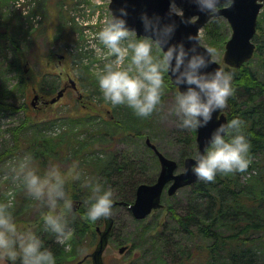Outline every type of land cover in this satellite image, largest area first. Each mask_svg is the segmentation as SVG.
Here are the masks:
<instances>
[{
	"label": "trees",
	"instance_id": "1",
	"mask_svg": "<svg viewBox=\"0 0 264 264\" xmlns=\"http://www.w3.org/2000/svg\"><path fill=\"white\" fill-rule=\"evenodd\" d=\"M34 2H22L28 9L23 14L8 0H0V116L12 118L18 111L23 115L17 123L12 122L13 125L8 124L0 130V199L4 198L9 188L14 189L17 198L25 196L24 207L15 203V213L20 220L33 222L46 246L55 252L57 264H91L89 258L80 260L97 242L96 227L100 226L103 217L96 221L86 218L85 200L89 189L81 186L83 181H76L71 186L74 207L68 213V219L73 236L70 241L72 248L67 250L55 240L54 233L44 231L45 206L35 217L27 219L36 201L25 194L22 186H12L9 180H5L7 168L10 162L25 152L33 154L41 169L50 160L67 167L73 159H78L85 176L95 177L112 188L114 200L131 202L137 185L152 182L157 172H153V164L146 162L142 152L132 151L120 144L140 139L144 149L152 153L148 155L156 160L153 150L145 142L149 138L161 149L153 141V129H149L151 132L148 130L155 120V111L148 117H140L126 104L112 105L105 101L100 88L91 81H88L91 87L87 88L89 98L105 102L103 110L93 100H86L84 106L78 103L75 113L67 110L61 114L54 110L42 114L27 104L31 85L46 98L52 96L61 83L57 74H52L51 78L40 77L25 64L27 53L22 46L23 41L37 37L35 17L38 13L45 15L43 10L47 7L42 0ZM260 19L258 17L253 37L256 41L255 55L237 68L225 66L233 74L235 91L223 110L227 120L239 116L245 121L244 131L251 142L248 153L251 163L243 173H218L214 181L199 179L189 185L192 196H188L185 205H167L166 215L169 213L172 216L176 226L167 231L163 216L156 224L155 233L161 248L164 246L173 253V259L166 264H198L195 261L199 258H203L199 264H257V260L264 261V221L260 219V211L264 210V76L254 69V58H259L257 63L264 64V28ZM56 28V34L67 33L66 25L59 23ZM203 30L206 42L213 48L223 47L229 36L227 22L218 16L211 18ZM261 36L263 38L259 39ZM55 57L53 49L48 46L36 59L48 66ZM87 66L80 65L77 72L81 77L91 79L92 71ZM9 73H13L15 78L13 84H9L12 80ZM166 89L174 94L177 90L167 74L164 91ZM21 96L23 101L19 103L9 100ZM103 111L106 113L100 116ZM56 120L64 128L54 135L46 127L56 123ZM195 134L196 129H184L179 124L175 129L172 138L179 147L178 160L175 159L178 167L185 157L193 155L196 150ZM159 211L163 212V208ZM184 233L192 236L191 239L197 236L198 240L201 239L200 243L195 242L194 247L185 251L180 239ZM132 247L129 245L128 249ZM15 264H21V261L18 259Z\"/></svg>",
	"mask_w": 264,
	"mask_h": 264
},
{
	"label": "clouds",
	"instance_id": "2",
	"mask_svg": "<svg viewBox=\"0 0 264 264\" xmlns=\"http://www.w3.org/2000/svg\"><path fill=\"white\" fill-rule=\"evenodd\" d=\"M194 2L200 11L215 16L219 5L226 0ZM172 14L179 15L185 23H194L192 17L184 16L177 0H170L169 15ZM127 15L125 6L120 7L119 14L111 11L88 41L100 61L95 75L105 101L112 105L126 104L136 115L148 117L162 104L165 74H170L178 86L173 111L179 117V126L189 130L206 126L217 110L227 106L235 91L230 71L219 66L208 67L216 49H201L196 33L187 37L196 41L190 46L183 40L169 43L176 22L162 23L158 14L149 15L147 11L141 13V19L146 32L154 35L138 36L128 26ZM244 128L245 121L235 116L211 132L204 150L193 152L192 171L197 178L214 181L218 173H243L248 169L251 142ZM5 180L22 186L28 197L47 208L43 213L44 231L54 233L55 240L67 250L72 248L73 229L68 213L74 207L71 191L74 182L82 180L81 186L89 189L85 200L88 220L107 218L113 212L112 188L95 177L85 176L78 159H73L67 167L50 160L41 169L33 154L25 152L10 162ZM15 202L13 188L0 199V264L8 261L15 264L18 259L21 264H57L55 252L46 246L33 222L17 217Z\"/></svg>",
	"mask_w": 264,
	"mask_h": 264
},
{
	"label": "rangeland",
	"instance_id": "3",
	"mask_svg": "<svg viewBox=\"0 0 264 264\" xmlns=\"http://www.w3.org/2000/svg\"><path fill=\"white\" fill-rule=\"evenodd\" d=\"M34 2V0H31ZM45 2L44 6L46 5V9L43 11L44 14H37L35 17V25L38 30V35L34 40H25L23 41V48L27 53V59L25 60V64L27 66H31L35 71V75H40L42 77L51 78L52 74H61L60 86L64 82H68V80L74 79L76 80V84L78 89L84 95L83 101L87 103L86 100H93L96 101V106L103 110L105 108V102L100 100H95V98H89L88 89L91 87L88 81L95 83L98 88L99 82L95 76V71L98 63L100 61L95 56L94 50L88 46V41L93 38V34L100 30L102 27V23L106 15H108L111 11L109 9L108 3L109 0H42ZM11 6L19 8L23 14L27 12V7L22 5L24 0H8ZM35 3V2H34ZM41 5V4H40ZM42 6V5H41ZM43 6V8H44ZM41 9V8H40ZM63 15V16H62ZM67 20H66V18ZM259 18H261L262 26L264 28V5L261 8L259 13ZM41 20V22H40ZM65 21L66 24L63 22ZM47 23V25H46ZM61 23L66 25L67 33L64 34H56L55 31L56 26ZM230 34V28L229 33ZM259 34V33H258ZM201 41L207 48H213L210 44H208L204 37V30H200ZM263 37H259L262 39ZM255 43V50L253 56L256 52V41ZM50 46L53 49L54 53L57 56L60 54L64 55L61 61H58V58L55 57L52 63L48 66L37 60V56L41 51H45V49ZM216 52L213 53V58L220 62L223 66L226 65L223 59L224 54V46L221 48L214 47ZM80 52V54H79ZM259 58H254V69L259 71L260 76H264V64L261 62L257 63ZM91 61V62H90ZM82 64H88V68L92 71L90 74L92 77L91 79L84 78L79 74L78 67ZM46 66V67H45ZM77 68V69H76ZM85 68V65H83ZM83 72V71H81ZM13 73H9V76L12 80L9 84H13L15 82V78L12 76ZM84 82V85L82 84ZM30 94L27 98V104H31V100H33V95L35 93L39 94L35 89L34 85H31ZM101 90V89H100ZM164 98L162 99V104L159 106L158 110L155 111L154 122L152 125L148 127V130L153 129L152 133L155 142L161 149H158L161 153L165 156L177 159L178 160V153L179 147L175 144L172 136L174 134L175 129L178 127L179 124V117L173 111L174 104H175V94L172 90H165L164 91ZM54 95L50 96L49 98L53 97ZM97 95H95L96 97ZM91 97V96H90ZM97 98V97H96ZM11 101L19 103L23 101V97L9 99ZM78 99L75 94L69 90L65 93V96L58 100L57 103L53 104L52 106H45L42 109H39V113L46 114L49 112L58 111L59 114L62 112H69L75 113L77 111L76 108L78 107ZM93 113V112H92ZM106 112H100V116H104ZM51 117V116H50ZM23 118L22 112H19L11 118L10 116H0V130L6 128L8 124H12V122L17 123L18 120ZM45 118V117H43ZM43 120V119H42ZM54 122V121H53ZM13 123V124H14ZM12 124V125H13ZM64 126L60 125L59 120H56V123L53 125H48L46 130L51 132L52 134H56L57 129H63ZM147 131V130H146ZM146 136L147 133H146ZM2 137L0 136V141ZM132 141V142H131ZM131 141L123 142L122 145L124 148H128L132 151L137 150L138 153L142 152V155L146 159V162H150L153 164V172H158L159 170V162L158 159L153 160L150 155V151L146 148L144 149L143 143H141L140 139ZM154 143V142H153ZM148 153L150 155H148ZM156 161V162H155ZM48 164L44 165L46 168ZM63 166V165H62ZM182 170V165H180L177 171ZM253 173L255 170L252 171ZM1 178V177H0ZM1 180V179H0ZM15 186L16 185H13ZM16 195V194H15ZM188 196H192L190 186H184L176 190L173 195H167L164 193L162 195V207L163 212H160V208L154 209L149 215H147L143 221H138V219L134 218L130 211L123 205H116L113 207L112 216L115 219L114 222V235L111 233L109 237L108 246L103 253L104 260L108 264H166L168 261L170 262L173 259L172 251H168L164 246L161 248V244H159V240L156 241L155 233L157 230L156 224L158 220L162 219L163 223H166L167 231L176 226V222L172 218L169 213L166 215L165 208L167 205H177L183 206L187 202ZM25 196L16 197V204L22 206L24 203ZM24 207V206H22ZM261 209V208H260ZM26 210V209H24ZM43 210V206H41L37 201L34 204L32 212L28 215L27 219H31L36 216L37 213ZM180 211V207H178ZM180 212H183L182 210ZM260 219L264 221V210L261 209L260 211ZM142 220V219H139ZM100 227H103V219L100 221ZM147 228V229H145ZM140 233H145V235H140ZM184 233L180 236L182 241L181 245L185 251L194 247L195 242L198 241L200 243L201 239L198 240L197 236L195 238L192 236L187 235ZM98 236V235H97ZM122 238L123 240L119 239ZM98 239V238H97ZM124 242V243H123ZM122 245H129L133 246L131 249L126 248L125 252L119 253L118 248ZM94 248L90 249V251ZM203 260V258H199L195 261L198 263ZM257 264H264V261L257 260Z\"/></svg>",
	"mask_w": 264,
	"mask_h": 264
},
{
	"label": "water",
	"instance_id": "4",
	"mask_svg": "<svg viewBox=\"0 0 264 264\" xmlns=\"http://www.w3.org/2000/svg\"><path fill=\"white\" fill-rule=\"evenodd\" d=\"M180 7L183 8L185 17H192L194 23H185L179 15H169L170 0H110L109 9L119 14L121 6L128 9L127 23L130 28L137 31V35H154L146 32L141 13L147 11L149 15L158 14L161 22H169L174 20L177 24L174 35L169 43L183 40L186 46H190L196 41L187 39L190 33L199 36V30L212 17L206 12L200 11L194 0H177ZM222 4H225L221 6ZM264 0H231V2H223L219 5V13L215 16H222L228 22L231 28V35L225 44L224 62L228 66L239 67L242 63L248 61L253 52L255 45L252 37L256 30L257 16L260 8L263 6ZM221 6V7H220ZM201 49L206 48L200 42ZM213 62L208 65L209 69H214L222 65L212 58ZM170 80L175 84L171 75L168 74ZM176 85V84H175ZM177 86V85H176ZM178 87V86H177ZM186 87V85L181 86ZM64 89L57 92L55 96L50 98L47 103H53L63 93ZM37 96H34L36 99ZM227 118L223 110H217L213 114L212 120L206 126L196 129L197 149L204 150L208 143L211 132L222 122H226ZM147 144L156 154L160 169L156 179L152 183H140L135 190V197L132 202L117 201L114 205H124L136 219H143L149 215L154 209L161 207V197L167 186L166 193L173 195L177 189L192 184L199 180L192 171L195 163L193 156H188L183 161V169L176 172L178 165L174 159L166 157L161 153L155 145L146 139ZM114 218L112 216L104 217V226L102 229L96 228L98 232V241L94 249L88 254L92 264H106L103 259V253L107 247L108 239L113 228ZM126 246H121L118 251L122 253ZM10 261H8V264Z\"/></svg>",
	"mask_w": 264,
	"mask_h": 264
},
{
	"label": "flooded vegetation",
	"instance_id": "5",
	"mask_svg": "<svg viewBox=\"0 0 264 264\" xmlns=\"http://www.w3.org/2000/svg\"><path fill=\"white\" fill-rule=\"evenodd\" d=\"M66 87V89H65V92L63 93V96L65 95V93L67 92V91H71L72 92V94H75L76 96H78L79 97V93H78V90H76L74 87H73V85L71 84V83H68V82H64L62 85H61V87ZM37 96H38V100L37 101H35V102H32V103H34V104H32L33 106H34V108L35 109H42L43 108V106L45 107V106H47V104H45L44 103V97L39 93V94H37Z\"/></svg>",
	"mask_w": 264,
	"mask_h": 264
}]
</instances>
